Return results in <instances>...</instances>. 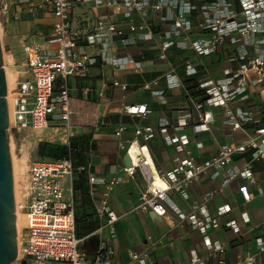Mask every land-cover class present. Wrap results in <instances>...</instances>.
<instances>
[{"label":"built area","instance_id":"1","mask_svg":"<svg viewBox=\"0 0 264 264\" xmlns=\"http://www.w3.org/2000/svg\"><path fill=\"white\" fill-rule=\"evenodd\" d=\"M34 1L37 8L45 4L51 7L54 29L48 42L56 46L49 50L41 49L36 42L24 46L23 68L13 91L9 118V131L16 133L63 127L69 141V78L87 77L97 56L115 71L128 66L134 72L141 69V61L131 55L113 56L107 60V51L116 41L124 47L149 42L153 36L160 35L163 38L158 46L161 56H165L172 46L191 50L199 57L219 54L227 46L220 74L206 73L197 81V89L201 90L203 97L197 101L190 99L189 110L178 114L175 120L161 116L155 125L136 122V119H144L150 113L147 104L123 105L122 112L131 120L133 128L130 132L126 123L118 121L113 125V135L119 151L127 155L129 164H123L120 176L113 175L109 179L88 177L90 184L103 185L104 195H107L118 183L138 175L144 185L133 210L151 211L156 216L171 212L179 221H187L192 229L203 235L204 246L209 251L207 256H217V264H225L221 257L225 243L211 240L207 232L221 226L233 233L240 232L235 219L223 220L231 207L223 204L217 207L215 214H209L207 202L216 193L212 191L185 214L174 204L171 195L186 198L188 186L198 177L206 175L215 179L221 175V187L241 178L243 183L237 187L241 200L247 203L252 197L249 186L256 183L252 162L264 159V117L255 119L251 111L241 107L232 109L229 104L251 87L264 90V0ZM90 1L108 14L98 16L91 30L80 35L72 29L71 9ZM2 4L1 10L5 12L8 5ZM163 25H166L165 29L155 30ZM197 67L190 58H185L182 67L184 77L196 75ZM163 78L167 89L184 83L175 70L165 72ZM157 83L158 79H151L138 88L156 95L154 87ZM113 86L122 90L127 88V84L117 80L113 81ZM214 108H224V123L232 130L250 125L251 132L239 143L218 145L213 155L200 160L189 149L188 135L176 131L189 126L193 135L212 134ZM193 112L196 122H192ZM99 124L104 126L108 122L101 119ZM156 133L174 148L172 167L165 172L156 170L149 148ZM195 145L202 147L201 142ZM245 153L250 159L235 170L232 167L235 156ZM82 170L83 166L74 167L70 157L28 164L24 202L19 206L24 222L20 229L17 258L11 264H100L113 255L114 250L106 240L99 243L94 263L86 261L79 249L82 238L76 235L72 180L73 173ZM258 193L264 198L263 190ZM97 213L107 216L106 223L113 232L112 225L118 217L109 210L105 198L100 201ZM241 219L247 222L249 218L242 213ZM254 247V252L237 256L235 264H255L257 255L264 253V238H255ZM205 263L206 257L193 253L185 264ZM126 264H153V259L149 251H133L129 253Z\"/></svg>","mask_w":264,"mask_h":264},{"label":"crops","instance_id":"2","mask_svg":"<svg viewBox=\"0 0 264 264\" xmlns=\"http://www.w3.org/2000/svg\"><path fill=\"white\" fill-rule=\"evenodd\" d=\"M2 1L9 4V0ZM30 1L35 12L24 23L26 27L34 26L29 41L39 43L43 50L53 49L56 45L48 42L54 29L51 7L45 4L42 8H37L36 2ZM71 12L72 29L80 35H85L91 30L98 16L108 14L105 9L96 7L93 1L77 4L72 7ZM165 28L166 25H163L155 30L158 32ZM161 41L163 38L160 35L153 36L149 42L124 47L116 41L107 51V60L113 56L131 55L134 59L141 61L139 72H134L130 66L115 71L110 64L101 61L97 56L87 77L69 78L68 89L71 95L69 138L74 137L80 139L79 141L89 142V148L84 151L89 158L86 166L87 178L95 176L109 179L113 175H121L124 153L117 147L113 125L122 121L127 124L128 131L131 132L133 128L131 120L122 112L123 105L137 102L147 104L150 113L144 119H136V122L155 125L156 119L161 116L175 120L178 114L186 109L189 110L190 99L197 101L203 97V93L189 96L185 83L182 86L167 89L163 74L169 70H175L183 82L191 78H197L198 81L206 73L219 75L224 67L227 46L223 52L207 57H199L191 50H181L172 46L166 51L165 56H161L158 53ZM88 51L96 55L89 48ZM185 58H190L198 66L197 74L190 78L184 77L183 74ZM151 79H158L154 87L156 95L138 88L141 83ZM115 80L127 84L126 90L113 86ZM229 107L232 109L241 107L251 111L255 119L262 118L264 117V90L251 87L243 96L230 102ZM213 115L215 118L211 125L212 134L193 135L189 126L176 131V133L188 135L189 149L200 160L213 155L218 145L239 143L251 132L250 125L241 130H232L225 124L224 108H214ZM101 119H105L108 125L101 126L99 124ZM192 122H196L194 112ZM64 130L63 127H48L39 131L38 134L53 133L59 143L67 144V134ZM52 137L51 135L50 138ZM197 142L202 143L201 148L196 147ZM149 148L156 170L168 171L172 167L173 146L156 133L149 143ZM249 159L248 153L236 155L232 167L235 170L239 169ZM252 168L256 183L249 186L252 197L247 203L241 200L237 192V187L243 183V179H234L221 187V175L215 179L206 175L198 177L188 186L186 198L178 194L171 195L174 204L185 214L190 211L193 204L202 201L203 196L212 191L216 193L207 202L209 214H215L217 207L223 204L231 207V211L224 215L223 220L235 219L240 225V232L233 233L231 229L224 226L207 232L211 240L225 243V252L221 255L225 264H235L237 256L254 252L255 238H264V198L258 193L259 190L264 191V159L253 161ZM88 185L90 203L82 202L79 195L76 198V211L82 219L81 225L86 226L89 222H96L98 225L82 237L79 249L86 261L94 263L99 243L106 240L114 253L100 264H126L129 253L133 251L138 253L149 251L153 264H185L193 253L206 257L205 264H217V256H207L209 251L204 246L203 235L192 229L187 221H179L171 212L156 216L151 211L133 210L144 185L138 175L118 183L107 192V195H104L103 185L90 184L89 181ZM104 198L109 210L118 217L112 225L113 232L106 223L107 216L97 213L100 201ZM242 213H246L249 218L247 222L242 221ZM255 264H264V253L257 255Z\"/></svg>","mask_w":264,"mask_h":264},{"label":"rangeland","instance_id":"3","mask_svg":"<svg viewBox=\"0 0 264 264\" xmlns=\"http://www.w3.org/2000/svg\"><path fill=\"white\" fill-rule=\"evenodd\" d=\"M4 2L6 3V1L0 0V42L2 43L3 64L4 66L6 65L8 70L12 71L15 77L12 79V82H10V88L8 91V95L12 99L14 96L13 88L20 76L19 72L22 71L23 68L24 46L31 44L29 36L34 31V26L26 27L24 23L28 20V17H31L33 12H35V9H33L34 6L30 0H9L8 7L4 12L1 10L2 3ZM38 133L39 131H33L31 129L19 133L9 131L10 152L14 161H20L23 154L26 153L28 157L26 165L28 167L30 162L48 159V157H41L37 154V146L39 143H50L53 144V146L58 144L63 145L58 142V138L53 133H51L53 136L52 138H50L51 135L49 133H47V135L45 133ZM22 177L25 179L21 178L19 174L17 175L18 183L14 191V194H16L14 197L18 204V207L16 208V211H18L16 217L17 226L18 222L23 218L19 206L24 202V189L26 186V179H28L27 169ZM67 186L68 184L65 183L66 188ZM65 193H67V190ZM22 221L24 222V220Z\"/></svg>","mask_w":264,"mask_h":264},{"label":"water","instance_id":"4","mask_svg":"<svg viewBox=\"0 0 264 264\" xmlns=\"http://www.w3.org/2000/svg\"><path fill=\"white\" fill-rule=\"evenodd\" d=\"M0 42V264L15 262L18 254L12 158L9 144L7 83ZM124 163L129 164L127 155Z\"/></svg>","mask_w":264,"mask_h":264},{"label":"trees","instance_id":"5","mask_svg":"<svg viewBox=\"0 0 264 264\" xmlns=\"http://www.w3.org/2000/svg\"><path fill=\"white\" fill-rule=\"evenodd\" d=\"M185 88L189 96H196L201 93V90L197 89V78H191L184 80ZM74 137L69 138L68 144L54 145L50 143H39L37 146V154L39 156L48 157L47 160H56L61 158L70 157L73 161L74 167L83 166L84 170L75 171L73 173L72 180V195L74 199V219L76 227V235L79 238L84 237L89 232L94 230L98 225L96 222H89L86 226L81 225L82 219L76 211V198L80 196L81 201H87L90 203V188L88 185L86 166L88 163V156L84 153L86 148H89V142L84 140L79 141Z\"/></svg>","mask_w":264,"mask_h":264},{"label":"bare ground","instance_id":"6","mask_svg":"<svg viewBox=\"0 0 264 264\" xmlns=\"http://www.w3.org/2000/svg\"><path fill=\"white\" fill-rule=\"evenodd\" d=\"M3 67H4V70H5L6 83H7L6 101H7V106H8L9 118H10V115H11L10 114L11 113V107H12V99L8 95V91H9V88H10V82H12V79L15 78V77H14V74L12 73V71H10V70H8L6 68V65L4 66V64H3ZM27 160H28V157H27V154L26 153L23 154V156L21 157L20 161H18V162L17 161H14L13 158H12V161H13L12 162V170H13L14 191H15L16 185L18 183L17 182L18 181L17 175L19 174L21 176V178L25 179L24 177H22V175H24L25 172H26V169H27V165H26ZM21 184H22V182H21ZM14 199H15V211H16V208L18 207V204L16 202V198L15 197H14ZM15 213H16V217H17L18 211H16ZM22 220H23V218H21V220L18 222V226H17V221H16V227H17V245L20 244V229H21V227L23 225V221Z\"/></svg>","mask_w":264,"mask_h":264}]
</instances>
